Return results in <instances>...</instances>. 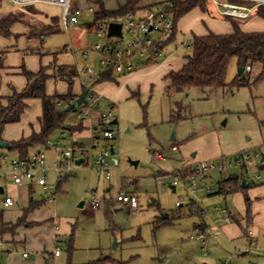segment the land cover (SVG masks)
Returning a JSON list of instances; mask_svg holds the SVG:
<instances>
[{
  "label": "rangeland",
  "instance_id": "1",
  "mask_svg": "<svg viewBox=\"0 0 264 264\" xmlns=\"http://www.w3.org/2000/svg\"><path fill=\"white\" fill-rule=\"evenodd\" d=\"M127 1L104 0V3L108 9H114ZM165 1L168 0L141 1L132 13L133 18L138 22L150 11L157 14L163 9ZM77 4L80 7L93 6L96 10L100 7L97 0H75V6ZM14 9L25 12L27 23L16 22L12 26L11 36H0V51H6L5 64L11 69V73L0 74V95H9L14 89L22 90L26 83L23 68L38 71L42 66H50L51 70L59 65H74L78 71V77L71 87L66 80L49 78L46 88L50 95L66 94L70 89L74 91L77 88L98 87L101 81L90 79L84 69L91 67L94 70H105L99 65L100 53L95 50V44H105L115 39L95 36L86 26L87 19L92 17H82L79 24L65 29L61 24L62 8L59 6L47 3L18 6L10 0L1 1V15ZM195 13L198 12L187 16L189 23H195ZM167 14L173 19L171 13ZM116 20L126 27L130 18L126 15ZM259 21L264 24V20ZM178 23L179 21L176 36L165 44L163 55L157 59V63L165 59L171 61V70L181 68L186 57L193 52L192 31L189 28L187 30L184 25L182 28ZM199 23L205 29L209 25L202 21ZM48 25H53V29L47 30ZM255 26L254 29L259 30L257 28H260V24ZM158 34L153 31L148 36L155 37ZM135 37V34L125 28L121 43L126 44ZM260 70L258 65L238 67L233 59L228 68L227 82L232 83L238 78L239 81H245V85L232 84L229 88L216 89L192 86L182 91L167 88L168 82L164 78L166 73L162 70L137 76L124 84L129 92L125 99L111 98L116 104L113 114L118 118V122L111 125L116 133L114 138L104 137L99 124L100 116L108 106L100 105L96 109L87 104L76 105L68 113L65 125L84 122L83 129H66L68 141L59 148L58 157L63 158L61 151L72 148L77 143L87 149L88 164L76 165L75 160L78 158H75L71 162L73 172L66 174L68 178L60 189L57 188V180L52 173H48L50 190L36 186L32 197L34 201L44 200L40 206L41 212L36 214L37 218L42 219L30 231H24L25 228L19 230L23 239L29 240V233L34 236L32 241L35 250L29 251L30 257H37L40 264L177 263L185 255L178 254L177 249H192L191 245L195 240L188 236L198 233L194 224L202 218L200 214L191 211L197 206H192V196L181 184L176 185L173 190L172 176L178 172L181 181L190 182L191 169L195 170V165L202 163L216 165L206 172V177L195 174L194 180L200 196L216 199L211 209L215 210L219 205L225 207V202L231 206L232 201L244 204L246 214L249 205L257 197L262 200L264 214V167L248 172L234 158L240 151L248 149L259 150L264 155V77L257 80ZM122 75L124 73L115 77ZM41 108V101L32 99L26 117L32 118L30 121L36 124L42 114ZM30 121L23 118L19 122L5 124L3 137H6L10 125L11 134L28 128ZM92 123L98 126L97 130H94ZM58 132L61 131L53 134L54 141L60 136V133L57 135ZM172 136L175 137L174 140ZM94 141L98 143L95 147ZM105 147L110 150L113 147L114 150V153L110 151L108 178L104 174H98L93 161ZM0 150L13 154L6 148ZM44 150L51 154L49 149ZM157 153H161L163 157H157ZM220 163H223V168H220ZM1 164L0 188L3 187L5 191L0 192V212L3 213L5 222L16 223L22 214L17 216L14 210L25 206L22 200L27 201L29 206L30 196L25 193L26 187L15 184L12 176L4 172L6 161ZM185 167L190 168L184 174ZM242 174L251 175L254 180L251 186L230 194L222 192L221 199L218 198L219 194H214L223 178ZM123 179L127 182H122ZM207 187L211 188V193L203 190ZM123 189L138 196V209L133 210L129 205L118 201L117 197ZM7 193L13 196L16 202L14 207H4L3 201ZM51 194L55 195L52 202L49 201ZM93 197L101 201L98 207L91 206ZM194 200L204 208L198 197ZM181 202L183 204L179 205ZM208 209H205L204 217L210 212ZM164 217L172 221V224L160 223ZM244 224L246 227L250 226L246 222ZM3 229L5 228L0 226V231ZM55 239L60 242V256L53 254L56 249ZM0 240L2 247L12 249L16 259L19 257L17 252L24 250L23 242L12 244ZM261 241L262 239L256 247L251 244L250 247L264 249Z\"/></svg>",
  "mask_w": 264,
  "mask_h": 264
},
{
  "label": "trees",
  "instance_id": "2",
  "mask_svg": "<svg viewBox=\"0 0 264 264\" xmlns=\"http://www.w3.org/2000/svg\"><path fill=\"white\" fill-rule=\"evenodd\" d=\"M0 0V5H1ZM143 0H128L125 4L114 9H108L103 0H97L100 7L96 10L92 20L86 22L87 28L92 31L98 21L107 19H116L120 16L132 14L139 3ZM239 4L254 5L255 2L241 0ZM163 9L159 12L171 13L173 15V34L168 38L164 45L172 41L176 35L177 22L187 13L195 8L209 11V6L214 3L213 0H168L163 2ZM30 6V5H29ZM226 19L231 20L234 30L231 33L219 34L209 31L205 35H194L193 52L186 57V63L177 71H171L165 79L168 81L167 88L178 91L185 90L189 87L196 86L200 88L216 89L219 87L229 88L232 84L245 85L246 82L237 78L232 83L227 82V72L229 65L233 59L236 60L238 67H252L258 65L261 70L257 78L264 77V31H244L240 23L249 17L257 15L264 19V4H258L252 11L249 17L241 18L231 15H222ZM54 19V18H53ZM58 22L57 19H54ZM16 22H25V12L21 10H11L4 14H0V36L9 37L12 35V26ZM27 23V22H25ZM47 30L53 29V25H48ZM5 53L0 52V71L5 68ZM152 62L151 60H149ZM147 61L145 64H149ZM51 67H40L38 71H30L23 68L22 73L27 80L26 86L18 91L13 92L8 96L0 95V126L19 122L28 108L27 101L30 99H39L42 102V114L38 121L40 123V131L35 130L29 136L22 137L18 140L10 141V146L7 148L12 153H19L23 157L29 156L35 151H41L49 147L48 141L52 139L56 131L68 129L71 131L82 130V122L71 126L65 125V120L69 111L67 106L73 103L76 95L72 89L66 94L55 93L50 95L47 93V81L51 77L66 80L70 87L73 85L75 78L78 76V71L74 65H59L49 72ZM113 68L106 69L99 80H115ZM60 102L61 105H58ZM68 178V175L62 177L58 182V189L63 182ZM244 175H233L228 178H223L220 181L218 193L230 194L245 190L242 180ZM248 183V181H246ZM250 186V183H249ZM248 186V187H249ZM43 202V201H42ZM41 201L32 200L31 204L24 208V213L19 217L16 223L2 222L3 214L0 212V226L4 227L0 231V237L3 233L10 232L16 234L20 226L28 225L35 226L38 222H27L28 215L41 206ZM250 203V201L248 200ZM251 204L247 210L250 214ZM198 214H203L202 210L197 211ZM164 223H171L167 219Z\"/></svg>",
  "mask_w": 264,
  "mask_h": 264
},
{
  "label": "built area",
  "instance_id": "3",
  "mask_svg": "<svg viewBox=\"0 0 264 264\" xmlns=\"http://www.w3.org/2000/svg\"><path fill=\"white\" fill-rule=\"evenodd\" d=\"M14 5L18 6H27L35 3H47L51 5H56L62 8V17L61 24L63 28L68 29L72 25H77L80 23L81 18H91L94 17L96 9L93 6L88 7H79L74 5V0H10ZM255 2L254 5L250 6L247 4H239L232 1L226 0H213L215 5L218 7L220 14L222 15H231L241 18H247L252 13L253 9L258 4H264V0H247ZM129 15V23L125 25L122 23V36H113L115 41L108 43L98 42L95 44V50L100 53L99 65L102 68L108 69L113 68L114 73L121 74L126 71H132L137 68L138 64L135 62L136 58H158L163 55V47L165 46V41L171 37L173 34V19L168 16L165 12H158L154 14L153 12H148V14L141 18L138 22L135 21L132 14ZM111 21H117L116 19H107L104 18L96 24L92 30L94 35L99 38H111L108 37L109 23ZM119 22V21H118ZM128 29L130 33L136 35L135 38L129 40L126 44L121 43V38L124 37V30ZM158 32L159 34L155 37L148 36L151 32ZM90 79L95 81L99 80L102 76V70H94L91 67H86L84 69ZM87 95V106L95 107L100 98L93 90L88 89ZM58 105H61L60 102H57ZM115 103L110 101L108 104V109L104 111L99 119V124L102 126L103 135L106 138H114L116 136L115 131L111 128V125L117 122V116L113 114V109L115 108ZM88 111V110H87ZM86 111V114L88 112ZM81 115V113L79 114ZM68 141V134L66 130L60 132V136L54 141L50 139L48 141L49 149L51 152H60L59 148ZM112 148V147H111ZM83 151V147L74 143L72 148H66L61 151L63 158H55L52 154H48L45 150L35 151L27 157H23L19 153L6 154L5 152H0V168L2 167L1 162L6 161L7 167L4 168V172L10 174L13 178L14 183L22 184L25 181L35 183L39 186H42L44 190L48 191L51 189V185L48 182V173L52 172L54 177L58 182L62 176L69 174L73 171L74 167L71 162L78 158ZM110 149L105 147L101 150L95 158V168L99 175L104 174L107 178L109 177V158H110ZM157 157L161 158L163 155L161 153L156 154ZM235 162L240 164L241 167L248 172H255V168L264 166V156L261 151L255 149H248L240 151L236 154ZM258 159V161H257ZM224 161V158L221 159ZM76 161V160H75ZM224 163V162H223ZM223 163H220V168H223ZM214 163L210 164H197L195 165V170L191 169V175L189 176L190 182H183L180 179V176L175 173L173 177V185L181 186L191 194L193 203L197 198L201 200V203H204L203 196L199 195V188L194 182L195 174H199L202 177H206V172L209 169L215 168ZM195 172V173H194ZM185 174V173H184ZM259 178V176H258ZM246 181L251 180V175L248 174L245 176ZM122 182H127L122 180ZM207 192L211 193V188L207 187ZM213 193V192H212ZM214 194L221 193L214 192ZM55 195L51 194L49 201L52 202L55 200ZM118 201L127 204L131 209L136 210L139 206V198L136 194L126 191L123 189L117 197ZM91 202L92 207H98L101 201L93 197ZM6 206H11L15 203L14 199L11 196H7L4 200ZM182 205L183 202L178 203ZM217 211L222 214L225 213V220L230 222L232 220L228 209L221 211L219 207H216ZM195 211V210H193ZM251 236L250 243L254 245L257 240L255 238L254 231L250 229L248 231ZM204 237V234H199L198 237ZM54 254H60V242L58 239H55ZM28 252L24 251L23 255L28 256Z\"/></svg>",
  "mask_w": 264,
  "mask_h": 264
},
{
  "label": "crops",
  "instance_id": "4",
  "mask_svg": "<svg viewBox=\"0 0 264 264\" xmlns=\"http://www.w3.org/2000/svg\"><path fill=\"white\" fill-rule=\"evenodd\" d=\"M73 2L75 5V0ZM77 6H78V4H77ZM192 12H198V13H195V16L193 17V19H196V21H194L195 22L194 24L189 23V19H187V16L189 14H191ZM261 19L264 20L263 18H261L257 15H254V16L249 17L246 20L242 21L240 23V26L244 31H247V32L264 31V24L259 21ZM90 20L91 19H87L86 22H88ZM200 21H202V23L206 22L207 24H209L208 27L206 29L201 27V25L199 23ZM178 24H180L182 28L184 25L185 28H187V30L190 29L193 33V36L194 35H205V34H208L209 31H213V32L219 33V34H225V33H231L234 30V27H233L231 20L226 19L220 15L218 7L215 5V3H211V5L209 6V11L208 10L207 11L201 10V8L193 9L191 12L187 13V15H184L181 18V21L179 20ZM256 24H260V28H257L259 30L254 29L256 27L255 26ZM177 30H178V26H177ZM0 52H2V51H0ZM157 59L158 58H138L137 57L135 62L138 64V66L134 70L123 72L124 75H122L118 78H115V80H103L98 84V87L90 88L97 95L100 96V98L97 102V106H95V108L98 109L100 107V105H102L103 107L108 106L109 102L111 101V98L125 99V97H127L129 95V92L125 88L124 84L126 82L130 81L131 79H135V77H137V76L148 74V73H151V72L156 71V70H162L164 73H166V75L169 72L173 71V70H171V65H172L171 61H168V59H165V60H163V62L157 63ZM149 60H151L152 62H150ZM147 61L150 62V65L145 64ZM185 63H186V60L184 61L183 65ZM183 65H182V67H183ZM181 68H178L174 71H177ZM9 70H11V69H9V67L6 66V64H5V68L1 69L0 74L1 73H11V71H9ZM105 70H102V71L104 72ZM49 72L52 73V69L49 70ZM116 75L117 74L115 73V76ZM77 77L75 78V80L77 79ZM26 84H27V80H26L25 86H26ZM84 90H85V88H81V89L77 88V90L73 91V94L76 95V99L84 92ZM105 95L107 97H105ZM6 96H8V95H6ZM31 102H32V99L27 101L28 108L25 110L21 120L23 118H25V121L26 120L30 121L32 119V118L26 117V111L29 110ZM41 104H42V102H41ZM41 112H42V108H41ZM117 122H118V119H117ZM83 123H82V125H84ZM28 125H29V127L26 129H23L21 132H14L11 134H10V129L12 128V126L10 125L6 131L7 132V134L5 135L6 137H3V134H2L3 133V127H2L1 139L9 143L10 141L18 140L22 137L29 136L33 130H35L37 132L40 131L41 127H40L39 121H37L36 124L34 122L30 121ZM93 126H94V130L98 129V126H96L94 124H93ZM64 130H66V129H64ZM19 133H21V134H19ZM59 133L60 132H58L57 135ZM89 135L90 134L88 133L87 136H89ZM95 137L98 139V136H95ZM96 144H98V143H96L94 141L93 142L94 147L96 146ZM0 152H4V150H0ZM51 154L55 158L59 159L58 152H51ZM78 159L82 160L81 164L76 163V161ZM78 159L75 161L76 165H83V164L87 165L88 164V157H87V149L86 148H83L82 154L78 157ZM93 161H95V157H94ZM93 163H92V165H93ZM192 165H190V167ZM190 167H185L183 169V172L186 173ZM263 167H257V169H262ZM50 173H52V172H50ZM52 175H54V174L52 173ZM242 175H244V174H242ZM244 178H245V175H244ZM48 179H49V177H48ZM252 181H254L252 178L250 181H248V184L250 183V186L252 185L251 184ZM17 185L27 188L25 193H27V194L29 193L28 195L30 196V199H29L28 205H30L32 200L34 199L32 197V194L35 191L36 186H39V185H37L35 183L28 182V181H25L24 183L17 184ZM18 188H20V187H18ZM262 188H264V186ZM1 189L3 190V192H1ZM107 190L109 191V189H107ZM260 190H262V189H260ZM4 191H5V189L3 187H1L0 192L4 193ZM7 196H11L13 198V196L10 193H7L6 197ZM5 198H4V200H5ZM218 198L221 199V197H218ZM255 198L256 199L254 201H252V203H251L250 214L248 213V215H247V213L245 214L246 207L242 203L236 204L235 202L233 203L231 201L232 207L227 202H225V207H221L220 205H219L220 207L216 206V207H219L221 209V211L228 209V212L232 218V220L230 222H227L225 220V213L222 212V214H220L217 211L216 207H215V210L211 209V208H213V205L215 204L216 199H214L212 197H204V203H202L204 208L201 207L198 202L194 201L192 203L193 204L192 206L195 205V206H197V208L191 209L192 212H194L193 210H195V212L197 213L198 210H202L204 213V211H206L205 210L206 208L207 209L209 208L208 210L210 212H208L205 215L207 217H204L203 214L202 215L200 214V216L202 218L201 221L196 222L194 224L195 225L194 228H195V230L198 231V233L196 235L191 233L188 236L189 239L195 240V243L194 244L192 243V245H191L192 249H177L178 254H185V255L181 256L178 259V262L174 263V264H255V263L256 264H264V254H262L264 252V249H253V247H250L251 236L248 233V231L250 229H252L254 231L255 238L257 240V242L254 244L255 247L258 245L257 243H259L261 239H262L261 246L264 245V241H263V239H264V214L262 213V208H261L262 200H261V198H257V197H255ZM21 202L25 206L21 209H15L14 210L15 213L17 214V216H20L21 214L23 215L24 208H26V206H27V204H26L27 201L22 200ZM3 203H4V201H3ZM43 203H44V200L41 203V205ZM120 203H122V202H120ZM122 204H124V203H122ZM15 205H16V202L11 206H6L4 203V207H6V208L14 207ZM124 205H127V204H124ZM40 212H41L40 207L33 210L28 215L27 222H38V223H40L39 220H41L42 218L36 217V214H38ZM164 218L166 219V217H164ZM178 218H180V216H178ZM163 220L160 221V223L172 224V222L171 223H164ZM2 222H5L3 217H2ZM245 222H246V224H249L250 226L246 227L244 224ZM6 223H8V222H6ZM10 223H13V222H10ZM244 226H245V228H244ZM31 227H33V226H28V225L20 226L17 229L15 235H12V233H10V232L3 233V235L0 237V239H3V241L4 240L9 241V242H12V244L14 242L15 243L23 242V243H25V246H24V250H22L21 252H19V251L17 252V255L19 257L16 259L14 256L16 254L12 253V249H5L4 246L2 247L0 245V264H40L37 257H30L29 251L35 250L34 244L32 241V239H34V236L29 233V240H28V238L23 239L19 235L20 229L25 228L24 231H30ZM199 234H204V237H200V236L198 237ZM26 237H28V236H26ZM1 242L2 241L0 240V243ZM227 248H231V249H227ZM24 251L29 253L28 256L23 255ZM38 252H39V250H38ZM53 254H54V252H53ZM54 255L60 256L61 253L59 255H56V254H54ZM193 259H195V261L192 262L191 260H193ZM252 261H254V262H252Z\"/></svg>",
  "mask_w": 264,
  "mask_h": 264
},
{
  "label": "water",
  "instance_id": "5",
  "mask_svg": "<svg viewBox=\"0 0 264 264\" xmlns=\"http://www.w3.org/2000/svg\"><path fill=\"white\" fill-rule=\"evenodd\" d=\"M122 23L118 22V21H111L109 23V29H108V37H113V36H122ZM243 68V67H241ZM88 89H85L84 92L71 104H69L66 108L67 111H72L76 105H83V104H87L88 99H87V95H88ZM1 130L2 127L0 126V148H8L10 146V144L4 140L1 139ZM174 136H172V140H174ZM111 152L114 153L113 147L111 148ZM81 159H78L76 161L77 164H81ZM243 182V186L244 187H248L249 184L246 182L245 178L242 180ZM173 190H175V186L172 185ZM1 192H3V190L1 189ZM84 203V201L81 203V205Z\"/></svg>",
  "mask_w": 264,
  "mask_h": 264
}]
</instances>
